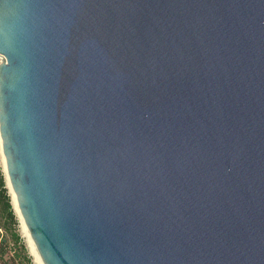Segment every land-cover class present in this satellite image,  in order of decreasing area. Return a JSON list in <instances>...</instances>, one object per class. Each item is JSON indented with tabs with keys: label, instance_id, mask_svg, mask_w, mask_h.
I'll use <instances>...</instances> for the list:
<instances>
[{
	"label": "water",
	"instance_id": "obj_1",
	"mask_svg": "<svg viewBox=\"0 0 264 264\" xmlns=\"http://www.w3.org/2000/svg\"><path fill=\"white\" fill-rule=\"evenodd\" d=\"M0 165L41 264H264V0H0Z\"/></svg>",
	"mask_w": 264,
	"mask_h": 264
},
{
	"label": "rangeland",
	"instance_id": "obj_2",
	"mask_svg": "<svg viewBox=\"0 0 264 264\" xmlns=\"http://www.w3.org/2000/svg\"><path fill=\"white\" fill-rule=\"evenodd\" d=\"M6 193L9 196L7 188ZM11 210L12 217L0 207V264H37L18 217L12 207Z\"/></svg>",
	"mask_w": 264,
	"mask_h": 264
},
{
	"label": "trees",
	"instance_id": "obj_3",
	"mask_svg": "<svg viewBox=\"0 0 264 264\" xmlns=\"http://www.w3.org/2000/svg\"><path fill=\"white\" fill-rule=\"evenodd\" d=\"M0 207L5 213L12 217L11 204L9 202V196L6 193V187L0 166ZM3 251L2 249L0 250Z\"/></svg>",
	"mask_w": 264,
	"mask_h": 264
},
{
	"label": "bare ground",
	"instance_id": "obj_4",
	"mask_svg": "<svg viewBox=\"0 0 264 264\" xmlns=\"http://www.w3.org/2000/svg\"><path fill=\"white\" fill-rule=\"evenodd\" d=\"M21 226H22V225H21ZM22 229H23L24 235L26 236V239H27L28 245H29V247H30V250H31V252H32V255L34 256V258H35L37 264H41V262H40V260H39V258H38V256H37V254H36V252H35V250H34V247H33L32 243L30 242V240H29V238H28V236H27V233L25 232L23 226H22Z\"/></svg>",
	"mask_w": 264,
	"mask_h": 264
}]
</instances>
